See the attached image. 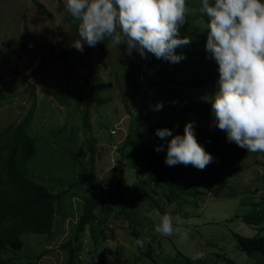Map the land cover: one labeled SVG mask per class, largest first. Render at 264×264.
I'll return each instance as SVG.
<instances>
[{
    "label": "rangeland",
    "instance_id": "rangeland-1",
    "mask_svg": "<svg viewBox=\"0 0 264 264\" xmlns=\"http://www.w3.org/2000/svg\"><path fill=\"white\" fill-rule=\"evenodd\" d=\"M78 24L67 11L65 0H0V133L32 111L29 132L36 140L37 150L26 163V173L53 193L68 190L56 204L52 231L25 233L23 245L10 264L68 263L69 248L65 245L77 232L84 190L88 189L85 175L92 166L99 187H108L110 180L123 185L125 176L124 188L129 189H134L130 186L145 169L143 166V170H137L131 162L124 172L112 167L120 152L121 157L123 154L121 150L114 153V145L123 141L130 130H134L133 134L138 129L144 135L147 133L142 125L144 120L138 117L131 102L120 98L116 83L125 79V72L130 69L138 73L130 61H137L140 56L135 49H127L126 41L105 51L110 37L94 47L84 44L83 51H78L71 46L78 39ZM212 67L217 70L215 65ZM142 80L146 93L154 100L152 105L162 102L161 112L156 114L169 120L166 124L173 135L183 134L188 122L192 123L194 133L202 134L197 115L191 111L194 118L181 108L187 91L182 95L177 84L165 83L160 87L151 80ZM87 96L92 99L90 128L84 126L82 114V100ZM112 129H116V134L111 133ZM131 148V144L127 145L128 150ZM159 153L153 154L157 162L163 161ZM239 162L243 169L233 176L231 187L220 197L204 188L207 192L202 198L183 194L188 201L179 200L182 205L167 204L162 212L149 210V204L144 205L145 210L142 204L148 200L143 202L134 191L129 211L136 233L129 230L125 223L128 219L116 220L112 215L118 227L115 231L108 229L112 221L105 234L100 228V217L96 237L91 236L87 226L79 243L74 242L79 249L75 264H100L101 259L104 264H183L198 251L203 253L201 264H228L224 257L238 264L252 258L256 264H264L261 255L243 252L234 236L236 232L257 234L258 226L241 218L257 208L255 202H264V155L247 156ZM190 171L184 169L185 173ZM75 181L82 184L70 189L69 182ZM161 186L164 187L163 183ZM185 188L191 189L186 185ZM107 190L104 189L109 193ZM124 197L129 199L127 192ZM170 211L174 218L173 234L156 233L154 226L163 213ZM184 231L188 232L187 239H181ZM137 240L143 241V245L137 244Z\"/></svg>",
    "mask_w": 264,
    "mask_h": 264
},
{
    "label": "trees",
    "instance_id": "trees-1",
    "mask_svg": "<svg viewBox=\"0 0 264 264\" xmlns=\"http://www.w3.org/2000/svg\"><path fill=\"white\" fill-rule=\"evenodd\" d=\"M40 7L44 8L43 4ZM185 21L180 25L179 35L190 38V43L177 47L175 52L183 54V59L176 63H170L163 59H157L152 54L141 57L137 61H130L136 66L137 72L133 70L126 71L125 79L117 80L119 86V96L124 102H131V106L136 110L138 117L142 118L143 127L147 133L144 135L139 129L136 134L130 130L125 135L124 140L114 145L112 149L121 150L122 158H119L114 170L125 171L126 164L131 162L137 170H143L145 165L149 170L137 177L134 182V189L124 188L120 181L109 182V186H98L94 179V167L92 166L87 178L88 189L84 190L85 196L82 201L83 210L78 220L77 232L72 240H69L66 247L69 248V259L67 264H75V257L79 255L78 246L83 231L87 226L91 230V236L98 234L97 224H100L103 217L102 231L108 229L116 230L114 219H128L129 230L132 234L136 230L132 228V216L130 213L134 191L139 193L143 199L148 200V209H158L162 212L168 204H179V200L188 201L186 196L204 195V188L209 189L216 196L229 185V179L233 177L238 169V159L241 153L247 151L239 147L235 142H229L226 138V132L215 126L214 117L211 112L210 98L219 87V73L212 66L218 68L215 60L206 52L205 44L207 40V23L209 17L206 13L200 12L199 0H186ZM119 31V29H117ZM110 45V41L107 42ZM104 48L109 50L112 46ZM167 68V72H165ZM90 69V68H88ZM151 80L158 86H165V83L177 84L181 87L182 95L185 91L184 104L181 108L185 111L192 110L197 115L198 127L204 136L200 144L208 151L212 160L201 170L195 169L191 174L181 171L184 164L168 166L162 160L155 161V147L164 144V150L167 144L155 136V130L160 127H170L166 124L169 120L160 118L152 107L154 102L152 96L146 93L143 86V80ZM122 85V86H121ZM204 92V93H202ZM149 96V97H148ZM85 108L82 111L83 124L90 128V107L92 99L90 96L83 98ZM151 101V102H149ZM155 112V113H153ZM32 121V111L19 123L12 122L0 133V264H10L14 259L16 250L23 245V235L25 233L39 232L49 233L53 229L54 216L56 213V204L68 190L60 193H53L47 186L29 177L26 173V163L30 160L37 150L35 138L29 132ZM116 134V129L111 130ZM123 143L122 147L120 144ZM131 144L132 148L127 149ZM159 157L166 153L159 151ZM253 155H260L264 152H249ZM127 158V159H125ZM139 158L141 166L138 165ZM173 173L178 176L173 177ZM121 174V173H120ZM163 183L164 187L161 186ZM70 189L80 181L69 182ZM190 186L191 189L185 188ZM194 185V186H193ZM201 188V189H199ZM84 189V188H83ZM104 189H108L107 192ZM128 193L129 199L124 197ZM135 194V196L137 195ZM183 194L186 196L183 197ZM123 195V196H122ZM101 200V201H100ZM250 203V202H249ZM257 208L250 213L242 216V221L247 224L254 223L258 226L257 234L253 236L234 233L240 249L253 256L261 255L264 259V202H255ZM254 203V204H255ZM145 210H147L144 207ZM170 211L168 215H172ZM164 214V213H163ZM148 254H150L148 252ZM219 258V257H218ZM216 258V260L218 259ZM201 259L192 261L186 258L183 264H201ZM223 261L228 264H238L234 259L224 257ZM243 264H256L253 258L243 260ZM216 263H218L216 261ZM103 263V259L100 260Z\"/></svg>",
    "mask_w": 264,
    "mask_h": 264
},
{
    "label": "clouds",
    "instance_id": "clouds-1",
    "mask_svg": "<svg viewBox=\"0 0 264 264\" xmlns=\"http://www.w3.org/2000/svg\"><path fill=\"white\" fill-rule=\"evenodd\" d=\"M199 3L200 12L209 17L205 49L218 65L219 87L210 98L215 126L226 132L229 142L247 149L240 158L256 156L249 152H264V0H199ZM65 5L79 21L78 39L71 46L81 52L84 44L94 47L98 41L110 37L108 47L126 41L127 49H135L141 57L152 54L176 63L184 57L175 49L190 43V38L179 35L180 25L185 21L186 0H65ZM152 107L160 110L163 104L158 101ZM191 111L188 113L196 118ZM155 136L167 144L166 150L163 143L154 150L166 153L161 159L168 166L184 164L181 171L188 168L191 174L212 160L200 144L204 136L194 133L191 122L185 124L183 134L173 135L170 128L160 127ZM112 151L118 154L120 149ZM120 157L121 152L116 160L113 157V168ZM237 165L235 173L243 169L240 162ZM143 166L145 169L139 176L149 170ZM232 178L235 179L231 177L229 182ZM203 190L206 194L207 190ZM202 196L198 194V199ZM173 221V217L163 214L154 231L171 236ZM187 238L188 232H182L181 239ZM136 243L143 245L141 240ZM202 257L203 253L198 251L190 259Z\"/></svg>",
    "mask_w": 264,
    "mask_h": 264
}]
</instances>
